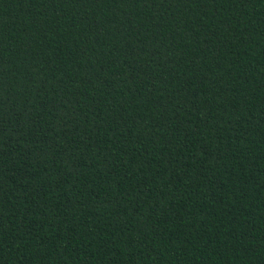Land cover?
<instances>
[{"label": "trees", "instance_id": "16d2710c", "mask_svg": "<svg viewBox=\"0 0 264 264\" xmlns=\"http://www.w3.org/2000/svg\"><path fill=\"white\" fill-rule=\"evenodd\" d=\"M0 264H264V0H0Z\"/></svg>", "mask_w": 264, "mask_h": 264}]
</instances>
